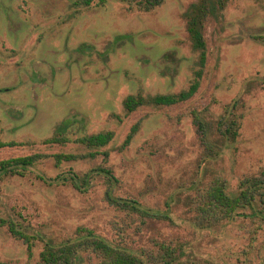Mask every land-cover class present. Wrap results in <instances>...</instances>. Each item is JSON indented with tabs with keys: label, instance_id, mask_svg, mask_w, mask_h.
Returning <instances> with one entry per match:
<instances>
[{
	"label": "rangeland",
	"instance_id": "374dc122",
	"mask_svg": "<svg viewBox=\"0 0 264 264\" xmlns=\"http://www.w3.org/2000/svg\"><path fill=\"white\" fill-rule=\"evenodd\" d=\"M196 1L165 0L144 12L123 0H0V139L16 143L0 150V161L49 156L25 176H0V218L56 242L86 227L137 250L146 264H164L161 244L182 253V264H264V221L196 225L200 196L214 179L226 180L237 193L244 178L264 171V0H230L220 17L209 20L207 65L191 99L143 106L129 115L124 108L131 94L189 88L198 53L185 15ZM120 35L131 37L113 45ZM230 113L239 121L236 142L224 139L219 128ZM68 118L71 141L45 144ZM136 124L138 133L122 148ZM108 130L115 138L96 157L56 166L53 154H88L93 149L76 139ZM100 166L117 178L115 195L157 211L170 209L172 219L110 205L104 176L87 192L39 177L71 169L82 175ZM43 248L37 241L30 255L28 245L0 225V264H43ZM82 256L80 264H103L92 251Z\"/></svg>",
	"mask_w": 264,
	"mask_h": 264
},
{
	"label": "trees",
	"instance_id": "16d2710c",
	"mask_svg": "<svg viewBox=\"0 0 264 264\" xmlns=\"http://www.w3.org/2000/svg\"><path fill=\"white\" fill-rule=\"evenodd\" d=\"M129 5L137 7L141 11L150 12L164 4L165 0H123ZM230 0H197L192 3L186 12L187 30L189 32L192 47L198 53V68L195 70V78L189 88L176 94H158L154 96H144L142 94H131L124 100L126 114H131L143 106H171L191 99L199 90L201 80L207 65L208 45L206 38V28L211 18H218L226 8ZM92 0H84L86 5H90ZM108 0H100V4L105 5ZM131 35H120L114 39L113 45L122 43L129 39ZM73 125V121L68 118L62 121L56 128L55 134L47 138L44 143L48 145H64L71 141L67 132ZM226 126L225 130L221 129ZM219 128L221 136L227 141L236 142L239 136V121L235 114L230 113L229 117L221 119ZM139 131V124L131 128L122 148L127 147ZM115 138L112 130L89 134L78 137L76 142L93 149L88 154H73L60 152L53 154L57 167L66 161H76L84 157H96L98 148L105 147ZM16 145L15 142H6L0 139V150ZM105 157L109 152H103ZM49 157L46 154L35 153L32 155L17 156L0 161V176H25L35 164ZM98 176L106 177L109 187L106 191L108 203L119 210L137 214L151 219L171 220L170 209L157 211L145 207L139 201L120 197L114 194L113 186L117 183V178L112 170L106 167L93 168L90 171L79 174L72 169L58 174L55 178L39 177L48 184H71L80 192H87ZM226 180L216 178L200 196L197 212L200 217L196 225L200 228H213L223 222H231L235 219H258L264 221V171L259 176H249L244 178L238 188L237 193H231ZM0 225L9 227L10 232L17 238L23 240L28 245L30 255L37 241L44 243L41 252L43 264H80L83 261L82 254L92 251L101 257L103 264H146V260L137 250L123 246L110 240L92 229L82 227L73 238L56 242L48 238L44 233L26 226L15 219L0 218ZM165 249L164 264H182L181 254L175 248L166 244H161ZM181 251H184L181 248ZM184 254V252H183ZM169 258V259H167ZM185 263V262H184ZM190 264H219L214 261L195 262L187 260Z\"/></svg>",
	"mask_w": 264,
	"mask_h": 264
}]
</instances>
